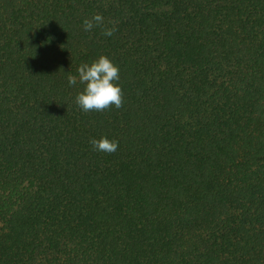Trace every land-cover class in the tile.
I'll return each instance as SVG.
<instances>
[{
    "label": "trees",
    "instance_id": "trees-1",
    "mask_svg": "<svg viewBox=\"0 0 264 264\" xmlns=\"http://www.w3.org/2000/svg\"><path fill=\"white\" fill-rule=\"evenodd\" d=\"M0 264H264V0H0Z\"/></svg>",
    "mask_w": 264,
    "mask_h": 264
},
{
    "label": "clouds",
    "instance_id": "clouds-1",
    "mask_svg": "<svg viewBox=\"0 0 264 264\" xmlns=\"http://www.w3.org/2000/svg\"><path fill=\"white\" fill-rule=\"evenodd\" d=\"M94 27L102 28L103 35L107 37L113 36L117 30L114 24L112 27H107L100 13L83 20L85 31L90 32ZM77 71L79 83L84 87L75 96V103L82 111L103 112L113 106L117 109L123 106V91L117 83L120 79V70L106 55H100L91 63H82ZM68 84L76 85L77 76L69 75ZM89 143L93 146V150L109 154L114 153L119 146V141L110 140L107 136L92 138Z\"/></svg>",
    "mask_w": 264,
    "mask_h": 264
}]
</instances>
